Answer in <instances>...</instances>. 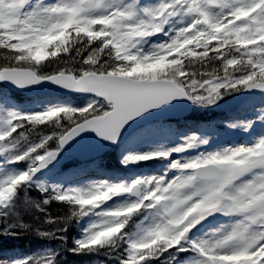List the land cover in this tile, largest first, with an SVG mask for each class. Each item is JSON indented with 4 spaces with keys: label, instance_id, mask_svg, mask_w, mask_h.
<instances>
[{
    "label": "snow or ice",
    "instance_id": "obj_1",
    "mask_svg": "<svg viewBox=\"0 0 264 264\" xmlns=\"http://www.w3.org/2000/svg\"><path fill=\"white\" fill-rule=\"evenodd\" d=\"M0 84L83 100L22 110L0 94V238L60 244L0 264H61L65 250L99 264H264V133L217 148L209 129L155 139L172 133L155 118L177 105L264 98V0H0ZM250 113L221 125H264V99ZM85 133L110 145L127 133L121 165L163 171L41 179ZM215 217L223 222L202 231Z\"/></svg>",
    "mask_w": 264,
    "mask_h": 264
},
{
    "label": "rangeland",
    "instance_id": "obj_2",
    "mask_svg": "<svg viewBox=\"0 0 264 264\" xmlns=\"http://www.w3.org/2000/svg\"><path fill=\"white\" fill-rule=\"evenodd\" d=\"M45 2H51V0H45ZM142 3H158L159 0H141ZM0 94L8 97L9 104L8 106H16L21 108L22 110H39L40 108L44 107L46 104L49 103H56V102H71V103H82V98H79L78 101L72 100V98H61V99H49V100H38L33 101V103H17L11 98L9 95V91L4 88H0ZM264 99L259 95H257L253 101L248 100L246 103H244L243 107L239 110V112L229 111L224 114H219L218 116L213 119V117H208V119L204 122L202 121H192L190 123H186V121H170V122H163L164 124L168 125L172 129V133H169L167 131L160 133L155 139H163V138H169L170 143H175L176 141V135L183 134V133H189L191 131H203L205 129H209L213 133V140L210 145L211 148H217V147H225V146H237L241 144H247L252 141L254 137H257L259 134L264 133V125L257 124L254 128V130L250 133H244L239 130H227L222 125L221 122L225 120L226 117H229L231 115H251L250 113V107L252 104H256L257 107L261 105V100ZM197 109V108H196ZM204 113H208L210 116L213 114L212 112L219 111V107L214 110H200ZM203 114V113H202ZM213 116V115H212ZM175 122V123H174ZM216 126V127H214ZM230 138L229 141H227ZM227 139V140H226ZM218 142V143H216ZM220 142V143H219ZM124 143L110 149L107 153L108 155H105V159H108L109 161H112V163H97L100 162L101 159L95 160L89 164H81L78 166L72 165V158L65 157L64 155H60L57 161L53 162L52 165L49 166L48 169L43 170L39 175V177L43 180H45L46 183H52V182H60L64 181L66 183H84L86 181L92 180V179H103V178H130L132 176L141 174L138 171L142 170L144 174H159L163 171L164 165L159 162H150L145 165V167H124L120 163L121 159V151L123 150V147L125 146ZM216 145V146H214ZM142 146V145H141ZM117 148V149H116ZM117 152H114L115 150ZM106 153V154H107ZM115 159H118V162L120 165H118L115 162ZM216 221V222H215ZM223 222V218L221 217H215V218H209V220L205 223L204 229L202 231H208L210 229L216 228L219 226V224ZM3 245H0V250L3 248ZM45 247H51L53 246L50 243H43L36 247H31L28 250H18L20 253H15L17 250L8 249L6 251L0 252V256H6V257H16V256H22L25 254H30L35 251H39L42 248ZM15 253L14 256H12ZM104 257H89L84 256L80 258V262L78 264H99L101 260H103Z\"/></svg>",
    "mask_w": 264,
    "mask_h": 264
},
{
    "label": "water",
    "instance_id": "obj_3",
    "mask_svg": "<svg viewBox=\"0 0 264 264\" xmlns=\"http://www.w3.org/2000/svg\"><path fill=\"white\" fill-rule=\"evenodd\" d=\"M3 86L10 89L12 92L25 95V96H70L61 91L58 88L53 87L52 85L45 84L36 88L28 89V90H20L16 89L12 85L2 84ZM256 93L255 95H257ZM254 95V96H255ZM252 96V97H254ZM245 94L244 96L235 97L231 99L229 102L223 104L221 106L222 112H227L229 110L235 109L240 106L244 101L248 98H252ZM193 106L188 105L186 103L177 105L175 109L170 110L166 113L159 114L155 119L160 121H168L172 119H184L187 118ZM127 133L124 136V139L127 137ZM122 139L121 142L124 140ZM116 145H110L105 142L99 141L94 133H85L83 139L77 138V140L71 144V146L67 147L63 152L67 157H73L78 162H88L94 160L101 155H103L107 150Z\"/></svg>",
    "mask_w": 264,
    "mask_h": 264
},
{
    "label": "trees",
    "instance_id": "obj_4",
    "mask_svg": "<svg viewBox=\"0 0 264 264\" xmlns=\"http://www.w3.org/2000/svg\"><path fill=\"white\" fill-rule=\"evenodd\" d=\"M17 99H21L19 96L17 97ZM31 196L33 197H38L39 193L35 190H30L29 193ZM49 211L52 212L53 215H57L60 212V206L57 203H52L49 207ZM26 221H31V217H25ZM69 237H74L76 235H78V230L77 228H72L70 229L69 233H68ZM43 243H50L53 248H60V244L57 241H43L39 238H37L36 236L30 234V233H25L21 236H19L18 238H0V245L7 247H12L13 249H17V250H28L31 247H36L39 246ZM71 243V240L69 241V245ZM69 245H65L64 248L66 249ZM20 253V252H19ZM84 256H75L72 255L70 252H67L66 250L63 251L62 256H61V264H76L78 262H80V258H82Z\"/></svg>",
    "mask_w": 264,
    "mask_h": 264
},
{
    "label": "bare ground",
    "instance_id": "obj_5",
    "mask_svg": "<svg viewBox=\"0 0 264 264\" xmlns=\"http://www.w3.org/2000/svg\"><path fill=\"white\" fill-rule=\"evenodd\" d=\"M253 100H254V99H253ZM253 100H252V101H253ZM114 152H117V151L115 150ZM145 166H149V165H145ZM145 166L140 165V167H145ZM138 172L141 173V174H144L142 170H139ZM215 222H216V221H215Z\"/></svg>",
    "mask_w": 264,
    "mask_h": 264
}]
</instances>
